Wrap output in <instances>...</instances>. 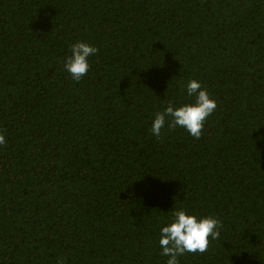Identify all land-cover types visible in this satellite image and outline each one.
<instances>
[{
    "label": "trees",
    "instance_id": "16d2710c",
    "mask_svg": "<svg viewBox=\"0 0 264 264\" xmlns=\"http://www.w3.org/2000/svg\"><path fill=\"white\" fill-rule=\"evenodd\" d=\"M191 79L201 137L154 136ZM0 133V264H166L181 205L223 227L180 264H264V0H0Z\"/></svg>",
    "mask_w": 264,
    "mask_h": 264
},
{
    "label": "clouds",
    "instance_id": "9594fccd",
    "mask_svg": "<svg viewBox=\"0 0 264 264\" xmlns=\"http://www.w3.org/2000/svg\"><path fill=\"white\" fill-rule=\"evenodd\" d=\"M99 49L87 42L71 45L70 55L63 60V70L74 81H80L90 70V57ZM186 95L193 97V102L179 105L169 102L162 112L154 113L151 132L159 137L161 130L183 128L192 137L199 139L207 118L217 108L216 100L197 79H191L186 85ZM6 143V137L0 133V145ZM223 225L219 218L201 216L182 205L171 210L170 218L163 222L159 230L161 255L167 257L166 264H180L179 257L185 254L204 253L212 240L218 239Z\"/></svg>",
    "mask_w": 264,
    "mask_h": 264
}]
</instances>
